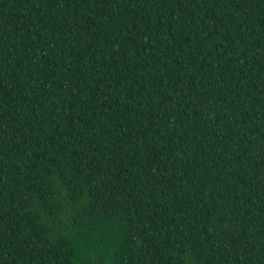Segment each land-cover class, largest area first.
Returning <instances> with one entry per match:
<instances>
[{
	"label": "trees",
	"instance_id": "trees-1",
	"mask_svg": "<svg viewBox=\"0 0 264 264\" xmlns=\"http://www.w3.org/2000/svg\"><path fill=\"white\" fill-rule=\"evenodd\" d=\"M0 264H264V0H0Z\"/></svg>",
	"mask_w": 264,
	"mask_h": 264
}]
</instances>
